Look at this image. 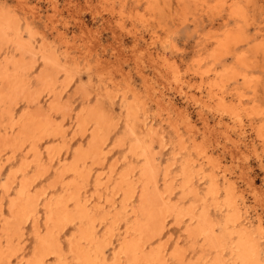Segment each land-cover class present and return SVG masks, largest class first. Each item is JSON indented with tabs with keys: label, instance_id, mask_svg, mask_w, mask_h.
Masks as SVG:
<instances>
[{
	"label": "bare ground",
	"instance_id": "1",
	"mask_svg": "<svg viewBox=\"0 0 264 264\" xmlns=\"http://www.w3.org/2000/svg\"><path fill=\"white\" fill-rule=\"evenodd\" d=\"M48 1L55 10V1ZM159 1L144 0L149 20L134 11L136 17L158 21ZM221 1L227 21L236 25L201 37L191 62L195 83L205 84L211 99L204 108L191 94L177 103L167 84L165 90L154 85L144 70L136 85L126 64V72L118 70L119 78L111 80L117 92L112 100L98 83L103 64L95 58L88 63L91 41L72 44L28 0H0V264H264V175L257 186L255 175H232L225 163L228 156L233 162L234 151L249 148L246 130L236 125L243 113L256 115L251 134L264 141L257 55L263 44L256 31L250 33L255 1ZM176 2L183 8L187 0ZM168 40L144 46L149 71L178 72L166 55L178 50ZM79 47L82 67L74 53ZM173 77L177 90L191 84L192 77ZM227 117L232 125L224 123ZM216 123L226 126L223 134L233 131L229 146L216 142Z\"/></svg>",
	"mask_w": 264,
	"mask_h": 264
},
{
	"label": "rangeland",
	"instance_id": "2",
	"mask_svg": "<svg viewBox=\"0 0 264 264\" xmlns=\"http://www.w3.org/2000/svg\"><path fill=\"white\" fill-rule=\"evenodd\" d=\"M54 1H55V6H56L55 7V10H57V11L53 10V8L51 6V3H49L48 0H28L29 4H31V6L34 5L35 7H37L39 9V11L42 14V16L44 15V13H46L45 15L48 14V17L52 18V20L54 22V26L57 29V31L58 32H62V30H64L62 33H64V36H67L68 37L69 41H73L72 44L73 43L74 44L77 43L76 45L83 46L84 43H86V39H88V41H91V42H89L90 44L87 43L89 45V47H91L90 45L95 46L98 43L95 46L96 48H94L93 46L91 47V49H90V52L91 53L88 56V63H90V62L92 63L93 62V59L95 58L97 62H100L101 64H103V66H104V70H103L104 71V74H103L102 78L98 81V83H99V86H100L101 89L103 87V89L110 90L109 91V95H111V99L112 100L115 99L117 92L115 91L116 88H115V86H113V83H112L111 80H114L115 78L118 79L119 78V76H118L119 73L118 72L121 71L122 69H123V71L126 72V70L129 67L131 69L130 70L128 69L127 72H130L129 74H130V77H131L132 81L134 80L133 82H135V84L138 85V86H141V85H139V84H141V81L138 78V73H139V71H143L144 70L143 72H145L147 74L150 73V77L152 78V80H154V83L153 84L156 85V86H158V87H162L163 89H164V86H165V89L166 90L165 89L164 90L170 92L171 94H173V96L175 97L176 102L178 101L177 103H183L184 101H186V98H187L186 96H188V95L190 96V94H191V95H195L196 97H199L201 99V104L202 105L204 104V108H207V107H205V105H209L208 106L209 108L211 107L210 106L211 99L208 97V95L206 93L205 84L203 85V83H200V84L199 83H195L197 81L193 78L194 68H193V65L191 64V62L195 58L194 54H195V49H196V47H195L196 46V43L199 41V39L201 37L208 36V35L210 36L214 31H216V35H217V34L221 33L225 28H227V27H234L236 25L233 20H228L227 21L226 16H227L228 11H227V7H226V4L225 3H222V1L220 3L219 0H187V2L185 3V5L182 8V7H180V6L177 5V2H176L177 0H168L169 3L167 2V0H160L158 2V4L160 3L159 6L162 9H161V14L159 16V20L158 21H153L152 18H151L152 21L150 23L149 21H146V17H148L150 15V10L146 8V6H145L146 3H144V0H138V2H136L135 0H124L125 1L124 3H122L123 0H87L85 2H84V0H74L73 1V3L75 2L74 4L68 2V3H70L73 6L67 4V1L68 0H53V2ZM70 1H72V0H70ZM254 1H255L256 8H257V10H255L256 11L255 12V18L256 19H255L254 26H251V28H250V33L252 34V33H254V31H256V34H257L256 35V42H261L263 44L258 49V54L257 55H258V60H259L260 64H262L261 65L262 70L260 71V74L264 78V69H263L264 68V0H254ZM175 3H176L177 6L175 5ZM60 4H62V5H60ZM89 4H92V5L89 6ZM74 5H75V7H74ZM162 5H165V6H162ZM77 6H78V8H77ZM171 6H172V9L170 8ZM104 7H107V8H104ZM163 7H164L165 10L163 9ZM166 7L170 8L171 10L168 9V8H166ZM86 9H87V11H85ZM115 9H116V11H115ZM145 9L147 11H145ZM167 9L169 10L168 13H167V11H168ZM175 9H177V11ZM162 10H164V11H162ZM107 11H109V12H107ZM128 11H130V12H128ZM134 11L136 12V14H141L140 15L141 18H142L143 15L146 16L145 19L140 20L139 18H137ZM140 11H141V13H140ZM52 12H54L53 13L54 14L53 17L50 16L52 14ZM117 12L118 13L121 12L122 14L121 13L118 14ZM170 13L173 14V15H171ZM129 14H131V15L128 17ZM167 14H169V15H167ZM67 15H70V17L67 16ZM72 15H73V17H72ZM174 15H176V16H174ZM132 16H135V17H132ZM165 17H167V18H165ZM149 18H150V16L147 18V20H149ZM72 19H76V21L75 20L72 21ZM101 19H103V21ZM78 20L82 22V27L79 26V21ZM114 21H116V22H114ZM180 21L183 22V23H180ZM224 21H227V23H225ZM84 24H85V26H83ZM149 24H152V25H149ZM117 25L120 26V27H118ZM76 26H78L79 28L76 27ZM49 27L51 28L50 23H49ZM126 28H127V30L129 32L126 30ZM77 29L80 30V31H78ZM97 30H99V31L96 32ZM49 31H50L51 37H54V39H56L58 37L56 40L59 39L60 36H57L58 34L55 32L54 29H52V31L50 29ZM126 31H127V33H125ZM148 31H150V32H148ZM81 32H83V33H81ZM91 32H93V34H94L95 37L93 36V34ZM130 32L131 33L133 32L132 33L133 36L130 34ZM151 32H154L155 34L154 33H151ZM73 33H75V34H73ZM80 33L82 34V36L80 35L81 37L78 35ZM72 34L75 35V36H73ZM91 34H92L93 37L91 36ZM134 34L135 35L137 34L138 40H139V41L137 40L136 43L133 42L134 41V38H135V35ZM151 34H153V37H151ZM55 35L57 37H55ZM155 35H156V37H155ZM70 36L72 38H74V40L70 39L71 38ZM148 36H150V38H148ZM96 37H97V39H96ZM112 37L116 41L115 40H111ZM139 37H142V38L139 39ZM168 38H170L171 39V42L175 44V46H176V48H177L178 51L177 52L176 51H172V52L167 51L168 54H166V55H167V57L171 61H175V63L177 64V68L180 67V68H178V72H176V74H173V73H166V72L164 73L163 70H161V72H159V71H155V72L154 71H149V70H151V67H150V59L148 58V56H146V53L144 51V46L146 45L145 47H147V45L148 46L150 45L149 43H153L155 41H156V43H154L153 46H159L162 41L163 42L165 41V43H168V41H169ZM147 39H149V42L146 41ZM166 39H167V41H166ZM93 40H95V41H93ZM110 40H111V42H110ZM80 42H81V44H80ZM113 42L114 43L117 42L116 45H113ZM91 43H93V44H91ZM101 43H102V45H101ZM107 43H108V45H107ZM146 43H148V44H146ZM119 44L122 45L120 48H119V46H120ZM130 45H132V46L130 47ZM98 46H100L101 48L99 49ZM113 46L115 48L117 46V48L119 50L117 48L115 49ZM151 46H149V47H151ZM111 48H112V50H111ZM94 49H95V52L96 53H93L94 52L93 51ZM75 50H76V51H74L75 56H77V59L79 60V62L81 61L80 64L82 63L79 66L82 67V65L84 66V64H85L84 63L85 60L82 57L83 55L81 54V49L79 47V48H76ZM110 51H112V52H110ZM122 51L123 52L125 51V52L123 53ZM139 51H141L142 53L140 54ZM113 54H115V57H114ZM78 55H80V57ZM130 56L131 57H133V56L137 57L138 60H139V62H138L137 58H135V57H133L135 59H134V61H132L131 60L132 58H130ZM122 57H123V59H122ZM125 58H127V60ZM95 59H94V62L93 63H97V62H95ZM104 59H105V61H104ZM122 61H124V62H122ZM225 61L227 63H231L232 62V60L230 58L226 59ZM132 62H134V63L132 64ZM112 64L114 65V67H112ZM120 64H122L123 67L122 66L120 67ZM130 64H132L131 67L129 66ZM133 65H134V68L135 67L138 68L139 66L140 67L136 70V68L135 69L132 68ZM115 66H116V68H115ZM186 68H188L187 69L188 71L187 70L185 71ZM112 69L116 73L113 72ZM114 69H116V70H114ZM182 69H184V71ZM152 72H154V73L159 72V73H157V75L153 77L151 75ZM132 73H134V75ZM161 76H162L163 80L160 79ZM163 76L165 77V79H164ZM173 76H175V78H178L179 77V78H185V79L186 78L187 79H189V78L191 79V77H192L191 84H193V83L194 84L191 85L190 84V80H188V82H187L188 84L187 83H184V85H182L181 91H180L179 88L177 90L176 86L174 85L175 80H174V77ZM156 78L157 79L159 78L158 83H157ZM108 81H110V82H108ZM159 81H161V83ZM176 81H177V79H176ZM103 83H104V85H102ZM164 84H167V85H164ZM194 85L195 86L197 85L199 87H197V86L195 87ZM184 86H186V87H184ZM192 89H193V91H192ZM194 89H195V91H194ZM111 90H112L113 93H111ZM198 94H199V96H198ZM201 96H202V98H201ZM205 96L210 99V100L208 99L209 102H210L209 104H207L208 101H207V98H205ZM234 97H235L234 99H236L237 98V95H234ZM179 98H180V100H179ZM76 100L78 102H76ZM106 101H107V98H106ZM73 102L75 103L74 104L75 107H77L79 105L78 98L77 99L75 98ZM186 104L188 105L189 110L192 112V115H194V119L196 120L197 119V116L194 113L195 112L194 111L195 110L194 109L195 104L193 102H190V101L189 102H186ZM189 104H190L191 107L189 106ZM247 107H249V106L247 105ZM219 113L220 112L216 108V115L219 114ZM244 114H248V113H246V112L243 113L241 115L240 119H238L239 121L236 122V125L238 126V124H239V125H241L246 130V134L248 135V138L246 139V143L248 142L247 143V146H249V148L248 147H246V148H240L241 149L240 151H236V152L234 151L233 152V155H232L233 162H230L231 159L226 154L225 156L226 157L228 156V157H227L225 163H226L227 166H229V167L231 166L229 169L232 172L231 173L232 175H239V174L240 175H255V180H254L255 181V185L258 186V184L260 183V178H261L260 175H264V173L261 171V169L258 167V164H257V160L258 159H261L262 158L261 160H264V141L259 140V138L256 141V138L257 137L255 138V136L253 134H251V126H252V123L251 122L254 120V117L256 115H254L253 113H249V116L246 115V117H247L246 118ZM244 117H245V119H244ZM217 118L218 117L216 116V119ZM250 118L251 119L253 118V120L250 121L251 120ZM227 120L230 121V122L228 123ZM247 121H249V123ZM196 122H197V120H196ZM224 123H228V126H229V124H231V125L233 124V122L231 121V119H228V117L224 120ZM216 126H217L216 127L217 128L216 129V142L219 143V145H227V146H229L228 145L229 144L228 135L230 136L232 134L230 137H233L234 136L233 131H230L228 133V135L227 134H223L222 133L224 131L223 129H225L226 126L224 124H221V123L220 124L216 123ZM221 126H223V129H222ZM217 133H218V135H217ZM221 134L223 136H221ZM224 137H226V138H224ZM221 138L222 139L224 138L223 141H222ZM258 142H260V143L258 144ZM250 144H252V145H250ZM256 150H258V151H256ZM241 163H242V165H245L246 164V167L243 168L244 170L237 168V165L242 166ZM232 166H233V168H232ZM250 200L252 201L251 198H250ZM256 208H259V207H256Z\"/></svg>",
	"mask_w": 264,
	"mask_h": 264
}]
</instances>
